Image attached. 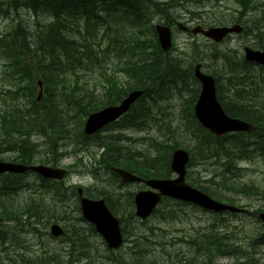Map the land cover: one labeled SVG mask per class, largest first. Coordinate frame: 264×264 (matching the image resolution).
I'll use <instances>...</instances> for the list:
<instances>
[{
  "label": "trees",
  "instance_id": "trees-1",
  "mask_svg": "<svg viewBox=\"0 0 264 264\" xmlns=\"http://www.w3.org/2000/svg\"><path fill=\"white\" fill-rule=\"evenodd\" d=\"M245 1L252 3L254 0H240L242 18L240 16L231 17V20L243 21L245 24L244 13L248 10L257 9L254 3L248 6ZM177 2L178 0L163 2L156 0L91 1L94 15L90 18L84 15L86 19L84 33L79 32V35L70 30L77 26L76 18L73 15L80 13V8L84 11H91L85 0H67L66 2L24 0L21 3L19 0H13L9 6L0 2V14L5 13L4 8L10 7L16 11L21 5L32 8L37 14L38 5L43 4L40 11L50 17L44 25L40 23V20L37 21L32 31L25 28V23L19 21L0 33V58L5 60L7 78H9V85L4 89L0 88V153L13 151L15 160L24 164L35 162L39 158L40 162L56 165L58 158L53 156H61L62 153L58 154L57 150L65 147L67 143L73 146H84L89 141H97L103 151L95 160V164L106 168L116 180L118 178L112 171V167H122L142 177H170V156L175 148L183 144L173 137V132L168 134L167 131L170 126L166 122H163L167 128L164 134L147 136L150 140V152H146L144 150L139 151L137 146H130V150L124 147L120 140L125 136L121 133L111 134L108 137H101L100 133L87 136L83 132V121L91 111L105 105L115 104L128 91L143 89L144 93L133 104L134 106L132 105L133 109L131 107L118 121L111 124L112 126H119L121 129L134 128L143 131L147 129L145 127L147 120L154 124L156 123L155 119L160 120L159 117H151L150 104L166 98L169 85L184 83L188 78L194 79L191 66L182 67L183 69L176 68L175 64H180L181 60L170 57V52L161 51L153 27V14L161 17L163 22H168L173 17L169 10ZM261 6L260 12L262 14L257 16L259 19L253 21L258 25L256 30L264 28V3ZM97 7L106 12L105 16L95 13ZM202 24H220V19L216 17L206 20ZM246 27L244 33L248 31ZM259 47L264 48V43H260ZM231 54L233 56L223 55V59L227 62L223 71L228 85L227 89L237 100L230 98L225 101L222 97H219V100L228 115L253 123L255 130L247 134L234 133L221 138L214 137L196 122L192 115V104H187L188 109L186 107L184 121L190 123L192 129L190 135L196 145L195 150L202 151L210 158H218L220 151H222L224 153L220 158L223 161L222 167L229 171H238L234 165L235 157H240L242 154L264 157V104L256 105L254 103L264 91V73L260 74V71H264V69L245 61L235 53ZM101 60H105L107 63L112 61L113 73L121 72L129 80L123 82L119 76L114 74L102 75L105 80L104 89L100 96H96L89 87L85 88L79 85L77 71L86 68L89 64L100 68V65L103 64ZM35 77L40 80L44 89L39 101L36 100L37 84L34 80ZM11 79L25 82V84L15 85ZM216 79L218 80L217 77ZM217 91L219 93L218 84ZM33 136L40 138V141H33ZM73 140L75 141L73 142ZM55 148L56 150H53ZM38 152L42 153L39 157L37 156ZM51 155L52 157H50ZM26 174L0 175V215L4 217L6 222L0 232V243L5 242L8 238L18 240L19 233L26 229L23 224L25 221L28 222L32 215H35V221L32 220V222L38 225L48 224L51 220H56L53 217L54 211H47V213L43 212L46 217L43 216L42 221L39 222L41 218L39 208H30V205L38 203L31 200L29 204L16 205L14 199L9 198L26 186V183L21 180L22 176ZM235 176L236 179L242 176V171ZM41 181L45 188L53 183L43 179ZM211 181L215 182L214 179ZM224 181L225 179L222 178L221 183ZM54 183L57 185V182ZM119 183L122 184H120L121 186L124 185L120 181ZM55 184L53 185L54 191ZM225 187L231 188L229 185H225ZM199 188L212 197L221 200L218 194L209 191L206 187ZM61 189L63 190L61 197L64 198V201L69 200V197L75 196L76 198L74 187H62ZM233 189L256 196L263 194L253 185L242 184L239 187H233ZM98 190L100 191L91 194L89 188H84V192L91 197L105 198L104 201L108 208L117 215L119 210H117L116 204L110 200L107 191ZM133 195V192H126L122 195L125 199V205L122 208L123 211L121 210L118 215L125 240L132 242V244L126 245L121 253L108 251L104 247L103 254L99 256L103 261L88 258L86 264H170V262L166 263L168 260H165L169 254L163 256L164 259H160L153 252L147 250V242L152 241L148 235L139 234L134 227H131V232L128 231L125 215L141 224L147 221H138L135 218ZM227 200L229 203L234 202L231 199ZM162 202L170 206L176 203V201L167 198ZM65 209L67 207L63 208L64 211ZM176 209L180 208L171 207L163 213L158 207L153 211L152 216L157 214L165 216L167 214V216L173 217L172 214H176ZM64 211L63 213L66 212ZM72 211L74 210L72 209ZM258 211L260 210L257 209L249 213L257 219ZM8 221H12L14 225L7 229ZM88 229L93 234L94 230L90 225ZM79 235L83 236L79 228L73 227L69 231L66 228L65 235L62 237L64 247L61 251L63 254L65 253L67 258L64 259L66 264L78 258L77 255L83 256L91 253V251H86ZM210 235L213 237L211 238ZM127 236H133V238ZM198 236H201V250L199 252L194 251L189 255L204 253L205 262H211V256L215 252L224 256H230L234 253L244 255L245 259H238L232 264H264L256 251L247 253L249 248H256L258 245L264 244V226L254 227L252 232L246 235V237H250V240L245 245L236 243L240 240L239 238L231 240V237L221 235L217 231L215 234H210V232L199 233ZM198 236L189 239V242L194 243L191 245L192 249L198 246ZM135 248L137 250H134ZM198 248L200 247L198 246ZM93 251L96 253L98 250L94 248ZM143 251L148 252L146 258L142 255ZM51 255L39 260L28 256L19 257L16 260L12 259L11 264H62L64 261L61 258L63 255L54 253ZM185 258L187 260L183 262L181 258L176 256V261L179 264H195L192 259L198 257ZM169 260L177 264L175 260Z\"/></svg>",
  "mask_w": 264,
  "mask_h": 264
},
{
  "label": "rangeland",
  "instance_id": "rangeland-1",
  "mask_svg": "<svg viewBox=\"0 0 264 264\" xmlns=\"http://www.w3.org/2000/svg\"><path fill=\"white\" fill-rule=\"evenodd\" d=\"M239 1L240 0H186L183 1L182 6H177L175 8V14L179 15V21H185L191 24V26L195 25L196 21H198L196 13H202L201 15L205 17L207 15L206 12H208L210 17L220 16L224 19V21L229 20L231 17L234 18L240 16L242 18V15L240 14L242 7L240 6ZM160 2H162V0H160ZM252 3L256 5L257 9L245 12L243 20L245 21L247 29L250 25L249 27H253L254 30L255 22L253 21L257 20V16L262 14L260 11L262 8L261 4L264 3V0H254ZM252 3L245 2L248 6ZM41 7L42 6L37 8V14H35L33 9L30 7L21 6L16 11L12 8H4L5 13L0 16V33L6 30L9 26L17 24L19 21L25 23V28L28 27L30 31L33 30L37 21L40 20V23L47 22L49 17L40 11ZM152 17L154 20L159 18V16H156L155 14H153ZM188 17H193V21H189ZM251 21L253 23H250ZM256 26H258L257 23ZM172 33L173 44L169 55L174 59L181 60L180 64H175L176 68L181 69H183L182 67L193 64L198 59L202 61L201 63L206 71H218L219 68L225 69L227 62L223 59L224 54L219 59L220 52L227 51L229 49L241 51L245 45L258 48L260 43H264V28H258L254 33L247 31V33L243 34H232L229 38L225 39L221 43H218L217 46L211 44L208 39L200 34L191 35L189 33L180 32L175 28H173ZM225 54L233 56L230 52ZM4 62L5 60L0 58L1 89H4L9 85V78H7ZM101 62L103 64L100 65V68L89 64L86 68L77 71L79 74V85H82L85 88L89 87L90 91H92L96 96H100L104 89L103 85L105 80L102 78V75L107 76L114 74L119 76L123 82L129 80V78H126V76L121 72L116 71L113 73L112 68L114 65L112 64V61L107 63L105 60H101ZM219 79L220 83L223 85L220 88V91L224 96V100L228 101L226 98L228 97V94L231 96V100H237V98L234 97L230 91H227L222 77H219ZM34 80L35 82L38 81L36 77ZM11 81H13L15 85L25 84V82L19 80L11 79ZM197 86V83L191 78L186 79L184 83L179 82L174 86L169 85V90L167 92L168 96L158 102H155L150 108L151 117H159L160 120L155 119V124L150 120H147L145 126L147 129L143 131L133 129L122 130L119 126L115 125L114 127L103 131L100 136L108 137L111 134L120 132L126 137L123 138V140L126 139L123 145L124 147L129 146L127 147L128 150H130V146H137L139 149L146 151L150 149V140L147 136L164 134V131L167 128L163 122H166V124L170 126L167 131L168 134L173 132V137L190 150L191 159L187 169L189 181H193L192 183L196 185L206 187L209 191L218 194L224 199H231L235 202V204H242V206H245L249 210H253L257 207L264 209V198L248 193L236 192L233 189V187H238L242 183H253L254 188L258 190L257 185H260L261 191H264V157L256 156L250 161L234 160L235 164L243 169L238 171H229L222 167L223 161L220 159L224 154L222 151H220L218 158H210L207 157L206 154H203L202 151L199 152L198 150H195L196 145L192 141L190 135L192 131L190 123L184 121V117L186 114L187 104H191L190 97L193 95L192 90ZM41 88L43 89V86H41ZM147 102H149V100H147ZM254 103L256 105H260L264 104V101L256 99ZM141 138H143L142 141L140 140ZM32 140L37 142L40 141V138L33 136ZM74 141L75 140H73V142ZM53 150H56V148ZM57 151L58 154L62 153V155L53 156L58 158L56 165L66 167L70 171L67 177L63 179V183L60 184V187H55L54 191V184L52 183L48 188H45V185L38 177L27 173L21 178V180L26 183V186L14 195L9 196V198L14 199V204L16 205L23 206L25 204H29L31 200L38 203L30 205V208H39V215L41 216L39 222L42 221L43 216H45L43 212L47 213V211H54L53 217H55V219H59L57 221L61 226L67 228V231L73 227L79 228L81 234L83 235H79L83 245L85 246L86 251H91V253L83 256L77 255L78 258L74 259V263L86 264L88 258L91 260H102V258L99 257L103 254L101 251L104 248V245L100 242L101 239L89 231L88 223L79 220L80 213L77 212L78 208H75L74 199L69 197V200L64 201V198L61 197V193L63 192L61 188L83 186L85 188H89L91 190V194H95L100 191L98 189H104V191H107L110 200L118 201L115 205L117 210H119L117 213L118 216L125 205V199H123L122 195L126 192H136L137 190L142 189L143 186L137 183H131L128 185L125 184L126 186H121L119 181L116 180L106 168L96 165L95 160L103 151L97 144V141H89L84 146H73L71 144L68 145L67 143L65 147L59 148ZM41 154L42 153L38 152L37 156L39 157ZM50 157H52V155ZM14 158L15 153L13 151L0 153L1 160L7 161L13 160ZM38 159L39 158H37L36 161H39ZM240 171H242V176L236 179L235 175L239 174ZM222 178H224L225 181L221 183ZM211 179H214L215 182L211 181ZM225 185H229L231 188H226ZM64 207H67V209H65L66 212L63 210ZM159 207L163 213H165L168 209H171V207L180 209L175 210L176 214H172L173 217L167 216V214L165 216L157 214L148 218L144 224L136 222L125 215L126 225H128L129 232L132 231L131 227H134L138 233L140 232L139 234L148 235L149 239L152 241L149 240L147 242V250L153 252L155 256L164 255L165 257L166 254H169L165 260H168L166 263L170 262V264L175 263L169 259L176 261L177 256V258H181V261L185 262L187 260L185 257H188L187 255L189 252H199L201 250L202 242L200 240L201 236H198L199 233L210 232V234H215L217 231L221 235L231 237V240L239 238L240 240L236 241V243L245 245L250 240V237H246V235L250 234L254 227L260 225V223L254 221L251 215L231 216L221 214L216 216L212 215L210 212L196 208L195 206L181 205L177 203H173V205L170 206L167 205V203L162 202ZM72 209L74 211H72ZM62 210L66 214L63 213ZM32 220L35 221V215L29 217L28 222L25 221L23 227L26 229L19 233L18 240L8 238L5 242L0 243V264H11L13 262L12 259L16 260L19 259V257L28 256L32 259L36 258L39 260L42 258H48L52 256L51 254L53 253L56 255L65 254L61 252L63 250L62 247L64 242H62V240L60 241V239H55L49 236V225L46 223L41 225L34 224ZM13 225L14 223L12 221H8L6 228H11ZM195 236H198L197 243L200 248L197 246L195 249H191L190 247L194 243L189 242V239L190 237ZM127 237L133 238V236ZM210 237L212 238L213 236L210 235ZM126 241L127 242H125L123 246L132 244V242L128 240ZM94 248L98 250L96 253L93 251ZM124 248L120 252H122ZM134 250L137 249L135 248ZM178 250H180L184 255H181ZM250 251H257L259 255L264 257V244H260L256 248H249L247 253ZM142 255L146 258L148 252L143 251ZM219 256L224 255L219 254ZM197 257L198 258L192 259L195 264H231L236 259H245L241 253H234L233 255H227L219 258L214 257L211 262H205L204 253ZM61 258L63 259L64 257L62 256ZM158 262L162 263L160 261ZM176 263L179 264L177 261ZM62 264H66V260H64Z\"/></svg>",
  "mask_w": 264,
  "mask_h": 264
},
{
  "label": "water",
  "instance_id": "water-1",
  "mask_svg": "<svg viewBox=\"0 0 264 264\" xmlns=\"http://www.w3.org/2000/svg\"><path fill=\"white\" fill-rule=\"evenodd\" d=\"M156 33L162 50L170 48V29L167 26L156 25ZM241 27L235 24L231 27L215 26L206 30L196 26L192 29L193 33L200 32L214 41H220L229 32H239ZM244 57L247 61H252L264 66V51L254 50L249 47L244 48ZM194 76L199 80L201 89L194 106L195 116L198 121L209 132L220 136L229 131L252 130L253 125L240 121L236 118L228 117L222 110L215 95L214 79L211 75L205 74L200 70V64L194 67ZM142 90L130 91L118 105H108L100 110L91 112L84 123V131L92 134L102 128L107 123L115 120L123 114L129 106L142 94ZM188 161V153L183 148L174 150L171 158L170 167L177 174L175 178L142 179L121 168H114V171L124 182H143L149 187L146 190H140L134 195L135 215L145 219L151 214L154 207L160 201L161 197H170L186 202H192L205 209L213 211L230 210L238 212L239 208L218 202L202 191L189 186L185 182V165ZM31 170L44 178L61 179L66 171L59 168H52L44 165L26 166L14 162L0 161V174L3 172L22 173ZM80 199V209L82 216L88 222L94 224L95 229L101 234L109 249H117L122 244V235L119 226V220L110 213L102 199L92 200L82 196V190L78 188ZM259 218L264 224V213L259 214ZM0 218V223H1ZM50 232L54 236L62 234V228L53 223L50 225Z\"/></svg>",
  "mask_w": 264,
  "mask_h": 264
},
{
  "label": "bare ground",
  "instance_id": "bare-ground-1",
  "mask_svg": "<svg viewBox=\"0 0 264 264\" xmlns=\"http://www.w3.org/2000/svg\"><path fill=\"white\" fill-rule=\"evenodd\" d=\"M66 2V1H65ZM22 9V8H21ZM53 16V15H52ZM45 19V18H44ZM250 26V25H249ZM248 26V32H250V33H254L255 32V30H256V22L254 23V30H253V27H249ZM154 29H155V31H156V28H155V26H154ZM231 46V45H230ZM160 47V46H159ZM160 49H161V51H163L162 50V48L160 47ZM220 63V62H219ZM224 81V80H223ZM194 86V85H193ZM219 95L220 96H222L223 97V100H224V96L221 94V91L219 90ZM134 106V105H133ZM220 106H221V108H222V110H224V108H223V106H222V104H220ZM101 108V107H100ZM132 109H133V107H132ZM132 112V111H131ZM192 115H193V117H194V119L196 120V122L200 125V127L203 129V130H207L205 127H203V125L198 121V119L196 118V116H195V112H194V109L192 110ZM84 122V121H83ZM83 130H84V124H83ZM211 135H213L214 137H217V135H214L213 133H210ZM147 146V145H146ZM175 149H177V148H175ZM174 149V150H175ZM174 150L172 151V154H173V152H174ZM79 153V152H78ZM187 153H188V161H187V163H186V166L188 167L189 166V163H190V159H191V153H190V150L189 151H187ZM172 154H171V156H170V161H169V165H170V163H171V158H172ZM84 168V167H83ZM232 169V168H231ZM91 170V169H90ZM41 183V182H40ZM121 184V183H120ZM208 184V183H207ZM122 185V184H121ZM198 190H200V191H203V190H201L200 188H198ZM74 193V192H73ZM75 197V196H74ZM105 199V198H104ZM133 200H134V196H133V198H132ZM68 219H69V217H68ZM64 221V220H63ZM11 223V222H10ZM8 226V225H7ZM217 229V228H216ZM2 230V229H1ZM1 230H0V232H1ZM30 231V230H29ZM35 232H37V231H35ZM34 233V232H33ZM140 233V232H139ZM92 240V239H91ZM39 241V240H38ZM96 243V242H95ZM187 246V245H186ZM159 249V248H158ZM103 250V249H102ZM124 253V252H123ZM244 256V255H243ZM248 256V255H247ZM111 257V256H110ZM112 259V258H111ZM110 259V260H111ZM105 260V259H104ZM238 259H236L235 261H237ZM103 261V260H102ZM112 263V262H111ZM115 263V262H114Z\"/></svg>",
  "mask_w": 264,
  "mask_h": 264
}]
</instances>
